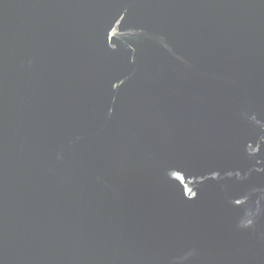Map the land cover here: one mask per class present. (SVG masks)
Returning <instances> with one entry per match:
<instances>
[{
  "label": "water",
  "instance_id": "obj_1",
  "mask_svg": "<svg viewBox=\"0 0 264 264\" xmlns=\"http://www.w3.org/2000/svg\"><path fill=\"white\" fill-rule=\"evenodd\" d=\"M0 264H264V0H0Z\"/></svg>",
  "mask_w": 264,
  "mask_h": 264
},
{
  "label": "bare ground",
  "instance_id": "obj_2",
  "mask_svg": "<svg viewBox=\"0 0 264 264\" xmlns=\"http://www.w3.org/2000/svg\"><path fill=\"white\" fill-rule=\"evenodd\" d=\"M106 170L109 172L110 168L99 166L90 170L83 179L86 190H97L103 187L111 179V173L109 174Z\"/></svg>",
  "mask_w": 264,
  "mask_h": 264
}]
</instances>
